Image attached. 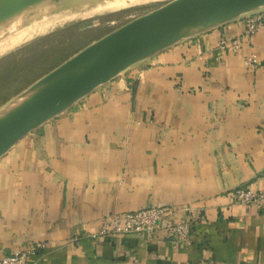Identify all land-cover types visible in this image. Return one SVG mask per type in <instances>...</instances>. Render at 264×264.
I'll list each match as a JSON object with an SVG mask.
<instances>
[{
  "label": "crops",
  "instance_id": "0c3cea01",
  "mask_svg": "<svg viewBox=\"0 0 264 264\" xmlns=\"http://www.w3.org/2000/svg\"><path fill=\"white\" fill-rule=\"evenodd\" d=\"M244 31L241 16L134 64L0 157V258L39 244L38 264H264V208L228 196L264 188V28ZM157 206L192 221L188 242L93 235Z\"/></svg>",
  "mask_w": 264,
  "mask_h": 264
},
{
  "label": "water",
  "instance_id": "95a60500",
  "mask_svg": "<svg viewBox=\"0 0 264 264\" xmlns=\"http://www.w3.org/2000/svg\"><path fill=\"white\" fill-rule=\"evenodd\" d=\"M76 0H0V31ZM260 8L264 0H173L71 56L0 113V157L24 136L63 113L134 64L195 34Z\"/></svg>",
  "mask_w": 264,
  "mask_h": 264
},
{
  "label": "rangeland",
  "instance_id": "374dc122",
  "mask_svg": "<svg viewBox=\"0 0 264 264\" xmlns=\"http://www.w3.org/2000/svg\"><path fill=\"white\" fill-rule=\"evenodd\" d=\"M97 1L99 0H76L65 8L32 14L17 24L15 35L17 36L20 31L19 35L28 37L11 47L12 49L0 53V108L10 97L28 89L37 81L36 79L62 64L70 55L127 22L173 0L135 5L108 14L84 18L60 28L49 27L47 20H52L55 14ZM7 29L9 27L0 31V43L12 36L7 33Z\"/></svg>",
  "mask_w": 264,
  "mask_h": 264
},
{
  "label": "built area",
  "instance_id": "2783aa9c",
  "mask_svg": "<svg viewBox=\"0 0 264 264\" xmlns=\"http://www.w3.org/2000/svg\"><path fill=\"white\" fill-rule=\"evenodd\" d=\"M245 24L244 36L251 38L258 30L264 28V8L243 15ZM218 48L222 51L237 53L240 48L239 40L221 38ZM257 58L251 55L245 60L248 68L257 67ZM234 204L247 208L261 210L264 208V188L254 191L248 187H239L228 194ZM173 212L168 207H150L134 212L112 213L106 216L94 236L115 237L126 234H135L145 238H152L163 232L168 238L188 242L192 230V221L176 223L172 220ZM39 244H32L10 255L0 258V264H38Z\"/></svg>",
  "mask_w": 264,
  "mask_h": 264
},
{
  "label": "bare ground",
  "instance_id": "6f19581e",
  "mask_svg": "<svg viewBox=\"0 0 264 264\" xmlns=\"http://www.w3.org/2000/svg\"><path fill=\"white\" fill-rule=\"evenodd\" d=\"M159 1L162 0H99L95 3L82 4L81 7H78L76 9H72V10L68 9L67 12H65L66 10L62 11L63 13L55 14L53 16V19L47 20V22L48 25H50L49 27L55 26L60 28L63 25L74 23L78 20L81 19L83 20L84 18L86 19L88 17H93L95 15H103V14H108L110 12L131 8L133 6L135 7V5L147 4L149 2H159ZM8 27L9 29H7V33L10 36L11 35L12 36L8 37V39H4L3 41H1L2 44L0 43V53L12 49L11 47L19 44L22 41H25L28 37V36L19 35L20 31L19 32L17 31L18 32L17 36L15 35L14 32L15 29L18 27L17 24H12L10 26H7V28Z\"/></svg>",
  "mask_w": 264,
  "mask_h": 264
}]
</instances>
